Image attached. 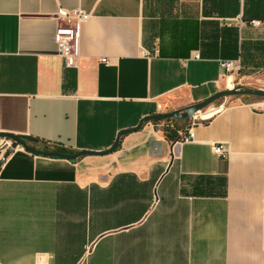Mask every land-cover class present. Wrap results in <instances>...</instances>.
Segmentation results:
<instances>
[{"label": "crops", "instance_id": "0c3cea01", "mask_svg": "<svg viewBox=\"0 0 264 264\" xmlns=\"http://www.w3.org/2000/svg\"><path fill=\"white\" fill-rule=\"evenodd\" d=\"M79 9L68 67L56 32ZM250 72L264 0H0V134L99 153L7 155L0 138V264H264V100L228 104L189 142L147 122L100 155Z\"/></svg>", "mask_w": 264, "mask_h": 264}, {"label": "water", "instance_id": "95a60500", "mask_svg": "<svg viewBox=\"0 0 264 264\" xmlns=\"http://www.w3.org/2000/svg\"><path fill=\"white\" fill-rule=\"evenodd\" d=\"M231 94H242V95H250V96H254L257 98H261L264 99V91L262 90H250V89H245L242 92H230V91H225L223 93H220L218 95H215L214 97L208 99L207 101L203 102V103H199L196 105H192L189 106L185 109L182 110H176L170 113H166V114H157V115H153L150 117H146L145 119H143L140 123V125L138 127H136L135 129H130L128 131H124L122 133H120L113 145V147L106 153H102L100 155H104L107 153H112L114 152L119 144V140L120 138L128 133H132L135 131L140 130L141 126L144 125L147 122H153V121H159V120H184L187 119L191 116H193L194 114H196L197 112H199L200 110H202L203 108L207 107L208 105H210L211 103L215 102L216 100H219L221 98H224L227 95H231ZM0 138H4V139H10L13 141V145L11 146L9 152L7 153V155H9L13 149L17 148V147H21L23 149H25L26 151H29L33 154L36 155H42V156H48V157H57V156H61L64 158H68L71 160H76L79 159L83 156H96L99 155V153H93V152H88V151H83V152H79V153H74V154H67V155H58L56 153H48V152H44L38 149L33 148L31 145H29V143L31 142H35L37 143L38 141H32L31 139L28 138H23V137H18L15 135H11V134H0ZM3 160L0 161V165L3 164Z\"/></svg>", "mask_w": 264, "mask_h": 264}, {"label": "rangeland", "instance_id": "374dc122", "mask_svg": "<svg viewBox=\"0 0 264 264\" xmlns=\"http://www.w3.org/2000/svg\"><path fill=\"white\" fill-rule=\"evenodd\" d=\"M245 73L241 74H235L234 78L232 79L230 85H232L230 88L226 89V91L232 92H242L245 89L250 90H262L264 91V72L255 74L254 72L247 73V76H245ZM255 97L250 95H242V94H231L227 95L224 98H221L219 100H216L215 102L211 103L207 107L203 108L193 116L184 119V120H172L177 121L179 123V126L182 125L187 126L189 123L195 121V122H202L203 120H209L214 115H216L220 110H222L225 106L231 103L235 102H247L252 101ZM261 99V98H260ZM264 100V99H262ZM170 113V111L164 112V114ZM207 117V118H206ZM169 122L167 120H159V121H153L152 124H155L158 126L159 129L162 131L167 130H174L176 131L177 125L174 122ZM2 140L6 141L10 147L13 145V141L10 139H4ZM41 143V142H39ZM37 143V144H39Z\"/></svg>", "mask_w": 264, "mask_h": 264}, {"label": "built area", "instance_id": "2783aa9c", "mask_svg": "<svg viewBox=\"0 0 264 264\" xmlns=\"http://www.w3.org/2000/svg\"><path fill=\"white\" fill-rule=\"evenodd\" d=\"M65 16L67 18V24L58 27L55 40L59 47L60 56L65 60L66 65L68 67H74L76 58L78 56L76 44L78 24L85 20L88 15L79 9L72 13V15L66 13ZM72 21H75L76 25L72 26ZM255 23V21L251 22V24L253 25H255ZM196 58L198 59L199 56H196ZM221 65L227 73L238 71L240 67L236 61H225L222 62ZM204 121L206 120H203L202 122ZM197 123L200 122H191L189 129H187L185 133H180V135L183 137L182 142H189L194 140L195 135L193 132V128ZM212 149L215 154L222 158H226L228 155V151H225L226 147L222 144H215L212 146Z\"/></svg>", "mask_w": 264, "mask_h": 264}, {"label": "trees", "instance_id": "16d2710c", "mask_svg": "<svg viewBox=\"0 0 264 264\" xmlns=\"http://www.w3.org/2000/svg\"><path fill=\"white\" fill-rule=\"evenodd\" d=\"M255 98L258 99L257 97ZM167 121L171 122L172 120H167ZM172 122H174L177 125V129L176 131L174 130L164 131L166 138L170 141H182L183 137L180 135V133H185L187 129H189L190 123L187 126L182 125L180 127L179 124H183V123H179L177 121H172ZM29 145L35 148L34 143H29ZM41 151L48 152V153H56L58 155L74 154L72 151L68 149H64L63 147L49 146L47 144L43 145V148L41 149Z\"/></svg>", "mask_w": 264, "mask_h": 264}, {"label": "bare ground", "instance_id": "6f19581e", "mask_svg": "<svg viewBox=\"0 0 264 264\" xmlns=\"http://www.w3.org/2000/svg\"><path fill=\"white\" fill-rule=\"evenodd\" d=\"M207 118V117H206Z\"/></svg>", "mask_w": 264, "mask_h": 264}]
</instances>
